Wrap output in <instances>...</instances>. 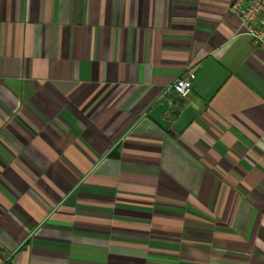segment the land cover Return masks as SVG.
<instances>
[{"label":"crops","instance_id":"0c3cea01","mask_svg":"<svg viewBox=\"0 0 264 264\" xmlns=\"http://www.w3.org/2000/svg\"><path fill=\"white\" fill-rule=\"evenodd\" d=\"M230 1L0 0V264H264V51ZM164 99L198 106L181 133Z\"/></svg>","mask_w":264,"mask_h":264},{"label":"built area","instance_id":"2783aa9c","mask_svg":"<svg viewBox=\"0 0 264 264\" xmlns=\"http://www.w3.org/2000/svg\"><path fill=\"white\" fill-rule=\"evenodd\" d=\"M229 11L239 18L253 44L264 51V0H231ZM194 77L195 69L190 65L173 81L171 88L180 99L192 94Z\"/></svg>","mask_w":264,"mask_h":264},{"label":"water","instance_id":"95a60500","mask_svg":"<svg viewBox=\"0 0 264 264\" xmlns=\"http://www.w3.org/2000/svg\"><path fill=\"white\" fill-rule=\"evenodd\" d=\"M171 110L170 99H164L149 111V117L163 129L172 133H181L196 118L198 106L194 102L184 106L176 120L167 117Z\"/></svg>","mask_w":264,"mask_h":264},{"label":"trees","instance_id":"16d2710c","mask_svg":"<svg viewBox=\"0 0 264 264\" xmlns=\"http://www.w3.org/2000/svg\"><path fill=\"white\" fill-rule=\"evenodd\" d=\"M178 115H179V112L178 111H176L175 113H174V117H178ZM169 132H171V131H169ZM172 133V132H171ZM174 134V133H173Z\"/></svg>","mask_w":264,"mask_h":264}]
</instances>
